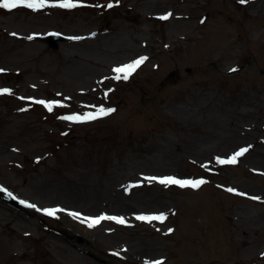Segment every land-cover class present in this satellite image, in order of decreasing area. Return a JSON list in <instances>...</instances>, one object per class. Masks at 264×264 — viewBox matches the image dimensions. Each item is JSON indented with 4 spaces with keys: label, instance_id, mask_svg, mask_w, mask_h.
<instances>
[{
    "label": "rangeland",
    "instance_id": "1",
    "mask_svg": "<svg viewBox=\"0 0 264 264\" xmlns=\"http://www.w3.org/2000/svg\"><path fill=\"white\" fill-rule=\"evenodd\" d=\"M47 2L0 9V186L37 209L0 191V264H264V0ZM163 176L205 183L145 179Z\"/></svg>",
    "mask_w": 264,
    "mask_h": 264
},
{
    "label": "snow or ice",
    "instance_id": "2",
    "mask_svg": "<svg viewBox=\"0 0 264 264\" xmlns=\"http://www.w3.org/2000/svg\"><path fill=\"white\" fill-rule=\"evenodd\" d=\"M239 3L241 4H245L248 2V0H238ZM47 4V0H0V9H15L18 6H24L33 10H37L40 8H43L45 5ZM60 8H74L77 6L76 3L73 2V0H61V2L56 5ZM108 7H112L111 4L108 5ZM171 13H169L166 16L161 17V19H167L168 16H170ZM204 21L202 20L201 23H203ZM12 35H16L15 33H13ZM58 35V34H57ZM27 39L31 40L33 39L32 36H28ZM70 39H82L81 37H71ZM147 57H140L139 59L129 63V64H125L123 66L120 67H116L113 69V71L115 73H117L115 79H120L121 75L123 74V79L127 80L129 75L137 68L140 66V64H142L144 62V60H146ZM237 69H231V71L235 72ZM0 71H3L2 69H0ZM9 90L8 89H3L0 90V94L3 93H8ZM36 103H40V104H44L49 111L52 110V102H45V101H36ZM114 109H103L100 108L98 110V113L95 114H85L83 117L78 116V115H73V116H65L62 117L65 120H71V121H83V120H95L97 118V116H106L109 113L113 112ZM247 148H241L239 151L235 152L231 157H229L228 159H220L217 158V162L221 163V164H234L236 163V160L238 157L242 156L245 152H247ZM145 179H147L148 181H157L158 183L162 184V185H179L180 187H192V188H198L200 187L201 184L205 183V181L203 180H181V179H177L175 177L172 176H166V177H146ZM229 192L235 191L234 189L229 188L228 189ZM9 195H11V193H9ZM253 199H256L255 197ZM21 203H25L24 201H21ZM28 207H36L35 205H31L28 204ZM45 214L52 216L55 215L57 212L60 211H65L64 209L61 208H50V209H43L42 210ZM69 215H72L74 217H78L81 214L80 213H74V212H70L68 213ZM138 220H160L163 221L165 219V214L161 213L159 215H151V216H137L136 217ZM86 220H90L89 223V227H93L96 224H99L102 220H115L117 223H121L123 224L125 221L123 218L121 217H112V216H105V215H101L99 217H95V218H88L85 217ZM172 229H169V232H171ZM262 256H264V253L261 254ZM154 264H164L163 261H155Z\"/></svg>",
    "mask_w": 264,
    "mask_h": 264
},
{
    "label": "bare ground",
    "instance_id": "3",
    "mask_svg": "<svg viewBox=\"0 0 264 264\" xmlns=\"http://www.w3.org/2000/svg\"><path fill=\"white\" fill-rule=\"evenodd\" d=\"M247 112H248V110H247ZM202 146H203V143L200 142L197 146H195L194 151H195L196 153H198V152H199V149L202 148ZM8 226H9V225H8ZM12 230H13L12 227H9V231H12Z\"/></svg>",
    "mask_w": 264,
    "mask_h": 264
}]
</instances>
